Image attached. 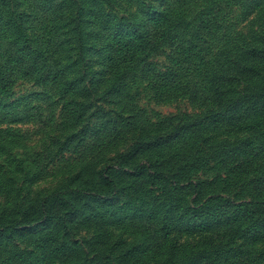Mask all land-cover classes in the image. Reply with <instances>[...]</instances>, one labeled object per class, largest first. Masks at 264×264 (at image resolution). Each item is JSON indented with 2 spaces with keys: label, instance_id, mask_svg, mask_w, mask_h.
Instances as JSON below:
<instances>
[{
  "label": "rangeland",
  "instance_id": "374dc122",
  "mask_svg": "<svg viewBox=\"0 0 264 264\" xmlns=\"http://www.w3.org/2000/svg\"><path fill=\"white\" fill-rule=\"evenodd\" d=\"M259 195L264 0H0V264H258Z\"/></svg>",
  "mask_w": 264,
  "mask_h": 264
},
{
  "label": "trees",
  "instance_id": "16d2710c",
  "mask_svg": "<svg viewBox=\"0 0 264 264\" xmlns=\"http://www.w3.org/2000/svg\"><path fill=\"white\" fill-rule=\"evenodd\" d=\"M142 46H143V49H141V52L145 55V57H148L151 53L152 47L151 48L149 47L148 41L146 39H143ZM76 87L77 86H74L72 82H67L63 85L62 92L65 95L75 94L74 92L76 91ZM137 171L141 175L146 173L145 169H143V167L141 166L137 168ZM148 176H152L154 180L156 181H163L166 183L174 184L176 181V177L178 176V173L164 171V170H160V171L155 170L153 172L150 171V173H148ZM175 186H176L175 188H178L181 186L180 187L181 189L187 187L186 184H179V183L178 185H175ZM239 205L241 206V209L244 211L245 221L253 220V219L255 221L252 227H248L247 229H245V231H243L242 238H244L245 240H249L250 242H255L259 240L264 241V195H259L257 198H254L249 202H242ZM226 214H227L226 212H221L217 216L219 217L217 222H215L214 220V223L216 224H213L209 228V230L212 231V229H216L217 228L216 226L218 227L226 226L224 230V234L226 236V241L229 243V242H232L230 241V239L234 238V232L237 230H235L234 224H232L231 222H227L228 219L226 220V217L221 216V215H226ZM194 216L198 217V215L196 214ZM223 219L225 220L221 221ZM254 254L256 255L258 264H260V262H263L262 264H264V246L257 248ZM255 263L257 264L256 261Z\"/></svg>",
  "mask_w": 264,
  "mask_h": 264
}]
</instances>
